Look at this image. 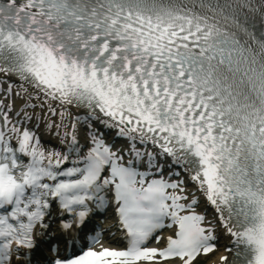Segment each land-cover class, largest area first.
I'll use <instances>...</instances> for the list:
<instances>
[{"label":"snow or ice","instance_id":"1","mask_svg":"<svg viewBox=\"0 0 264 264\" xmlns=\"http://www.w3.org/2000/svg\"><path fill=\"white\" fill-rule=\"evenodd\" d=\"M221 248L264 264V0H0V264Z\"/></svg>","mask_w":264,"mask_h":264},{"label":"bare ground","instance_id":"2","mask_svg":"<svg viewBox=\"0 0 264 264\" xmlns=\"http://www.w3.org/2000/svg\"><path fill=\"white\" fill-rule=\"evenodd\" d=\"M214 259H217V256L213 257V259H212V260H214ZM212 260H211V261H212ZM208 264H209V262H208Z\"/></svg>","mask_w":264,"mask_h":264}]
</instances>
